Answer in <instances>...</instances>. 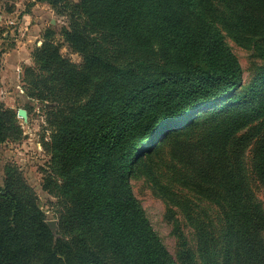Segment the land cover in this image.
Listing matches in <instances>:
<instances>
[{"label": "trees", "instance_id": "16d2710c", "mask_svg": "<svg viewBox=\"0 0 264 264\" xmlns=\"http://www.w3.org/2000/svg\"><path fill=\"white\" fill-rule=\"evenodd\" d=\"M69 18L63 37L81 69L48 44L38 56L78 96L49 146L68 194L69 236L54 237L31 191L8 177L0 264H264V208L244 165L252 144L264 190V0H79ZM221 29L261 59L252 81L243 83ZM200 124L209 131L191 153L198 192L219 209L221 229L211 239L187 215L194 254L174 222L175 261L130 179L167 137ZM8 130L0 105V144Z\"/></svg>", "mask_w": 264, "mask_h": 264}, {"label": "rangeland", "instance_id": "374dc122", "mask_svg": "<svg viewBox=\"0 0 264 264\" xmlns=\"http://www.w3.org/2000/svg\"><path fill=\"white\" fill-rule=\"evenodd\" d=\"M78 1L0 0V105L9 127L6 140L0 144V187L8 177L11 182L19 178L35 197L45 223H52L50 231L56 238L69 236V206L65 181L52 162L49 146L62 121L60 112L70 117L78 96L65 92L58 72L46 69L38 56L42 46L48 44L58 50L61 59L81 69L80 56L70 50L63 37L69 29L72 6ZM222 34L237 58L243 83L252 81L261 59L251 46L235 42L224 30ZM44 93L51 99H39ZM18 110L25 112L26 120L17 116ZM208 131L200 124L170 135L142 160L130 179L132 193L152 230L175 261L179 244L174 222L194 254L198 246L196 231L187 215L211 239L217 240L220 233L221 214L205 194L198 192L205 187L200 185L191 155ZM246 133L247 128L242 129L238 137ZM252 149L251 144L244 154V165L251 188L264 208V190L252 168Z\"/></svg>", "mask_w": 264, "mask_h": 264}, {"label": "water", "instance_id": "95a60500", "mask_svg": "<svg viewBox=\"0 0 264 264\" xmlns=\"http://www.w3.org/2000/svg\"><path fill=\"white\" fill-rule=\"evenodd\" d=\"M17 116L22 118L23 120H26V114H25V112L23 110H18ZM46 225L52 231V228H53L52 223L51 222H47Z\"/></svg>", "mask_w": 264, "mask_h": 264}]
</instances>
